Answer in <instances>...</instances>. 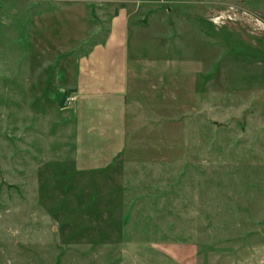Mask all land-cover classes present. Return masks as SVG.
<instances>
[{
    "label": "rangeland",
    "instance_id": "374dc122",
    "mask_svg": "<svg viewBox=\"0 0 264 264\" xmlns=\"http://www.w3.org/2000/svg\"><path fill=\"white\" fill-rule=\"evenodd\" d=\"M68 1L0 0V264H264V0H88L95 41L131 17L122 145L36 101L31 19Z\"/></svg>",
    "mask_w": 264,
    "mask_h": 264
},
{
    "label": "crops",
    "instance_id": "0c3cea01",
    "mask_svg": "<svg viewBox=\"0 0 264 264\" xmlns=\"http://www.w3.org/2000/svg\"><path fill=\"white\" fill-rule=\"evenodd\" d=\"M68 2L42 10L31 19V49L27 54L32 64L30 70L38 71L31 87L35 84L46 88V92L38 89L36 101L43 102L53 88L61 99L66 90L70 91L76 98L79 143L83 133L92 138L115 135L118 144L122 145L127 128L130 83L129 11L125 7L114 10L106 35L95 41L94 35L90 34V24L94 20L89 17L88 0ZM76 43L88 47L77 60L75 78H50L54 63ZM87 144V140L82 141V145Z\"/></svg>",
    "mask_w": 264,
    "mask_h": 264
},
{
    "label": "built area",
    "instance_id": "2783aa9c",
    "mask_svg": "<svg viewBox=\"0 0 264 264\" xmlns=\"http://www.w3.org/2000/svg\"><path fill=\"white\" fill-rule=\"evenodd\" d=\"M76 98L74 97V96H68L67 98H66V101H65V104H67V103H72L74 100H75Z\"/></svg>",
    "mask_w": 264,
    "mask_h": 264
},
{
    "label": "trees",
    "instance_id": "16d2710c",
    "mask_svg": "<svg viewBox=\"0 0 264 264\" xmlns=\"http://www.w3.org/2000/svg\"><path fill=\"white\" fill-rule=\"evenodd\" d=\"M68 95H69V92L66 91L64 96H63V98H62V100H61V105L62 106L66 105L65 101H66V98L68 97Z\"/></svg>",
    "mask_w": 264,
    "mask_h": 264
}]
</instances>
